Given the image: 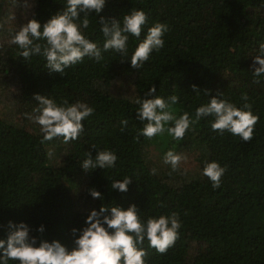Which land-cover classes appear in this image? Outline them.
Here are the masks:
<instances>
[{"label": "trees", "instance_id": "1", "mask_svg": "<svg viewBox=\"0 0 264 264\" xmlns=\"http://www.w3.org/2000/svg\"><path fill=\"white\" fill-rule=\"evenodd\" d=\"M9 1L0 0V23ZM33 1L34 9L24 24L34 18L43 26L65 10L66 0ZM132 8L143 10L148 22L139 40L129 36L127 57L109 50L102 52L100 62L85 57L63 75L51 73L40 56L25 60L22 49L9 43L24 24L5 35L1 25L0 88L9 90L15 120L0 116V239H7L9 221L28 224L31 236H40L36 229L44 225V239L60 240L71 250V230L82 229L91 210H99L102 204L124 209L135 204L143 221L178 213L182 224L179 238L166 254L145 241L147 264H264V77L255 83L252 73L254 56L264 42V0H107L99 15L94 11L89 15L90 27L82 29L83 34L103 49L100 17L122 20ZM80 15L82 20L84 13ZM156 23L168 26L164 47L154 50L143 68H132L131 55ZM116 80H123L133 96L113 94L110 86ZM153 85L154 96L179 97L172 106L176 117L188 112L191 119L212 97L243 108L241 97L247 94L253 114L259 117L253 139L244 142L227 131L213 132L214 117L208 116L193 124L183 140H173L165 131L153 139L141 135L137 141L146 121L136 118V101L153 98L146 96ZM36 94L57 104L67 100L94 108V114L83 121L78 140L41 143L40 126L26 115L39 104ZM124 119L128 125L122 132ZM170 126L171 122L165 127ZM153 142L163 146L164 154L193 148L202 160V175L174 184L168 173L153 174L145 150ZM52 145L63 152L57 167L48 155ZM98 150L115 152L116 166L86 172L82 161L89 152L95 158ZM206 161L226 169L218 189L203 175ZM126 176L132 178L128 192L110 188L113 180ZM93 187L103 200L89 195Z\"/></svg>", "mask_w": 264, "mask_h": 264}, {"label": "clouds", "instance_id": "2", "mask_svg": "<svg viewBox=\"0 0 264 264\" xmlns=\"http://www.w3.org/2000/svg\"><path fill=\"white\" fill-rule=\"evenodd\" d=\"M106 2L107 0H66L63 12L52 16L43 26L34 18L29 20L12 36L9 43L22 49L20 56L25 60L34 55L40 56L46 61L45 66L51 73L61 75L67 68L82 63L85 57L100 62L104 58L102 52L109 50L127 57L129 36L139 40L143 26L148 22V16L143 10L136 8L123 15L122 20H108L101 16L100 31L105 37L101 49L97 43L86 38L82 29L90 27L89 15L93 11L99 15ZM81 12L84 13L82 20ZM77 20L81 22L78 24ZM167 31L168 26L163 23H156L148 29L146 38L131 55L132 68H143L152 52H159L164 47L163 37ZM35 41L44 43H34ZM257 51L252 73L254 82L260 83V78L264 77V42L259 44ZM125 60L127 59L121 62ZM193 90L199 91L195 85ZM155 93L156 87L153 85L146 93V96L153 98L136 101L139 105L136 118L146 121L136 136L137 141L141 135L153 139L165 131L173 140H183L193 124L208 116L214 117L211 123L213 132L223 135L227 131L244 142H250L254 137L259 117L253 114L252 105L247 102V94L241 97L245 101L243 108H238L225 99L212 97L208 104L196 109L195 119H191L188 112L179 117L173 114L172 106L179 102L178 96L170 95L166 100L161 96H154ZM220 95L223 96V93ZM34 98L39 104L32 114L26 115L29 120L40 126L43 133L41 143L56 138H62L65 144L78 140L84 132L83 121L95 111L86 103L69 104L64 100L62 104H57L52 98L39 94ZM170 122L172 126L166 128ZM120 123L123 132L127 128L128 120L124 119ZM93 148L96 146L93 145ZM48 155L51 156L52 153ZM117 160L115 152L98 150L95 158L89 152L81 167L86 172L96 168H114ZM182 160L186 161L187 157L173 150H168L164 155V163L170 165L173 172L179 169ZM152 171L155 174L156 170ZM225 171L218 162L206 161L203 175L212 182L214 189H218ZM131 183L132 178L126 176L123 180H113L110 188L126 193ZM88 191L93 199L103 200L104 196L95 187ZM181 226L178 213L149 217L143 221L135 204L127 209L102 204L99 210H91L82 229L71 230L74 247L69 250L60 240L44 239V225L36 229L40 236H31L32 229L28 224L9 221L7 239H0V264H9L10 260L17 261L18 264H147L148 253L143 247L145 241L147 240L148 247L155 249L159 254H166L179 238ZM38 242L39 246H36Z\"/></svg>", "mask_w": 264, "mask_h": 264}, {"label": "rangeland", "instance_id": "3", "mask_svg": "<svg viewBox=\"0 0 264 264\" xmlns=\"http://www.w3.org/2000/svg\"><path fill=\"white\" fill-rule=\"evenodd\" d=\"M34 6L35 4L33 0H10L5 8L2 9L5 16L2 18L0 23V28L1 25L3 26L1 35L8 34L15 28V26L24 24V22H26L30 17ZM110 91L116 95L127 97L133 96V91L123 80L114 81L110 86ZM10 98L11 96L9 94V90L4 91L0 88V116L7 120H15V118H12L11 116V114H13V110L11 109V105H13V103L12 101L10 103ZM187 133L185 138H188ZM162 147L163 146L159 145L157 142L151 143L145 149L146 157L148 161L152 163L157 172L163 174L168 173L170 175L169 182L181 184L183 181H188L202 175L200 168V163L202 160L196 156V153L192 150L193 148H191V150L190 148H184L176 152L177 154L186 156L187 160H182L179 169L173 172L171 166L164 163L165 154L162 151ZM194 149H196V146H194ZM50 152L52 153L50 156V163L51 165L57 167L63 158V152L58 146L55 145L49 146V153ZM185 169H187L186 174Z\"/></svg>", "mask_w": 264, "mask_h": 264}]
</instances>
